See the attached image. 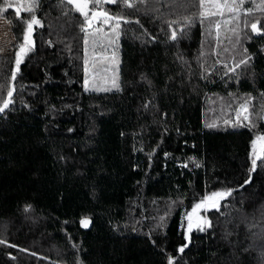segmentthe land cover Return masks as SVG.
<instances>
[{"label": "trees", "instance_id": "trees-1", "mask_svg": "<svg viewBox=\"0 0 264 264\" xmlns=\"http://www.w3.org/2000/svg\"><path fill=\"white\" fill-rule=\"evenodd\" d=\"M29 2L0 0L12 34L0 97L14 89L0 114V264H264V164L251 163L264 132V31L250 28L259 20L264 30V12L245 14L244 0L239 20L214 18L217 31L185 25L193 0L106 4L132 22L115 46L98 34L94 57L74 6L38 0L43 26L17 71ZM85 47L88 70L114 51L118 89L84 83ZM247 98L249 121L238 120ZM228 191L218 208L198 210L211 226L188 228L195 204Z\"/></svg>", "mask_w": 264, "mask_h": 264}, {"label": "snow or ice", "instance_id": "snow-or-ice-1", "mask_svg": "<svg viewBox=\"0 0 264 264\" xmlns=\"http://www.w3.org/2000/svg\"><path fill=\"white\" fill-rule=\"evenodd\" d=\"M67 4L73 5L75 11L80 13L83 17V21L80 27V30L85 34L84 44L87 46L89 44L88 37H93L92 39V50L93 56L96 55V47L97 40L95 37L98 34H103L104 37L107 38V44L109 46L117 45V41L121 35V24L123 23H131L132 21L125 18L122 12L110 13L107 10H101L104 8L106 4H119L124 8H133L135 6V0H65ZM251 6L247 8L245 14L251 15L253 13V8L258 9L261 12H264V0H261L260 3H255L254 0H250ZM244 0H193V5L197 8V12L184 16L183 22L186 26H190L194 21L198 20L200 23H204L208 21L209 24H214V27L217 31L220 28L219 20H215L214 18H223L225 13H230L232 18L239 20L240 19V11L243 9ZM10 6V5H9ZM91 6V15H89V10ZM38 8V0H30V2L26 5L25 10L29 13V16L21 20V33H22V42L19 44V50L15 53V64L16 70H19L20 64L23 61L24 56L28 54L34 48V41L32 39V34L34 30V26H43L41 24V20L37 18L34 14L35 10ZM4 9H0L3 11ZM17 15H19V8L17 9ZM139 23V21H135ZM180 21H175L173 23H179ZM228 21L225 20V23ZM245 26H248V21H244ZM259 20L252 22L250 25L251 31L257 34H260L262 29L258 27ZM95 25H108L110 26V32H106L103 27L95 26ZM92 28L93 31L89 32L88 29ZM234 30V29H233ZM171 38L173 40L177 39L176 30H173L171 33ZM103 50L104 46L100 45ZM88 48L85 47V72H88V64L89 60L87 58ZM251 58L241 59L236 63L235 67H230L229 71H235L236 67H239L241 64H247ZM95 67V64H93ZM227 67V66H226ZM16 79V72L12 73V80ZM88 81L85 79V84L87 85ZM114 87L117 89L119 85L113 82ZM2 87V86H0ZM87 90V88H86ZM100 90V89H98ZM104 91H109L111 89H102ZM14 89H10L7 91L6 98L0 97V114L4 113L6 109L9 108V105L13 102ZM251 98L245 99L237 110V119L241 118V114L243 113V121H249L248 114V105L250 103ZM259 113L257 114L260 118L264 119V103L259 105ZM257 141L260 142L261 147L260 151L264 152V136H257L256 141L253 142V158H252V167L253 169L257 165V161L260 160L262 164H264V157L257 154ZM231 192H212L209 196H206L200 202L195 204L192 208L191 212L187 214L188 219V228H192V216L193 214H197L198 210L204 209L208 210V206L212 208H218L217 201L223 199L224 197L230 195ZM204 220V223L208 226H211V222L206 220L204 217L197 215V220ZM82 224L86 226L87 221H81ZM203 231V227L200 228ZM6 241L4 239H0V244H5ZM13 246V245H9ZM180 252L184 251V248L181 247L179 249ZM169 264H173V261L170 259Z\"/></svg>", "mask_w": 264, "mask_h": 264}, {"label": "rangeland", "instance_id": "rangeland-1", "mask_svg": "<svg viewBox=\"0 0 264 264\" xmlns=\"http://www.w3.org/2000/svg\"><path fill=\"white\" fill-rule=\"evenodd\" d=\"M11 40H12V34L9 27V21L5 19L3 16H0V53L8 52L9 50H12L11 47ZM9 51V52H10ZM112 53L107 54V59H111L110 62H107L104 60H93L90 64L95 63L97 67L94 69H90L87 72V84H91L96 87H102L105 85H109L115 81V66L117 64V55H115L113 50H110ZM97 58V57H96ZM102 58V57H101ZM85 83V82H84ZM239 108V107H238ZM248 110V114H249ZM257 136H264V132H261L256 135L254 138V141H256ZM253 141V142H254ZM261 144L259 141H257V154L260 155L262 152L260 151ZM252 157H253V145H252ZM209 196V195H208ZM197 215L202 216V213H198L193 215L192 222H202V220H197Z\"/></svg>", "mask_w": 264, "mask_h": 264}]
</instances>
